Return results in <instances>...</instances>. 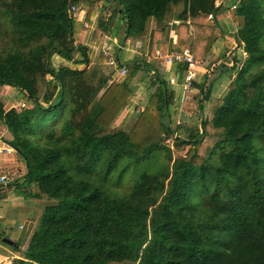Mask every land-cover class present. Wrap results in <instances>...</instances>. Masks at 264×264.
<instances>
[{
	"label": "trees",
	"instance_id": "trees-1",
	"mask_svg": "<svg viewBox=\"0 0 264 264\" xmlns=\"http://www.w3.org/2000/svg\"><path fill=\"white\" fill-rule=\"evenodd\" d=\"M82 1L0 0V87L17 88L32 104L19 110L0 99V123L11 133L2 138L19 155L7 186L53 200L27 248L5 243L0 228L10 264H264V0L229 8L235 46L196 84V129L173 126L176 93L159 72L134 124L114 127L133 94L137 62L99 81L88 68L54 67L55 53L89 64L74 37L71 6ZM103 1L121 11L134 37L152 18L166 32L181 5L176 51L191 34L198 60L228 34L217 0ZM224 75L231 85L206 114Z\"/></svg>",
	"mask_w": 264,
	"mask_h": 264
},
{
	"label": "crops",
	"instance_id": "crops-1",
	"mask_svg": "<svg viewBox=\"0 0 264 264\" xmlns=\"http://www.w3.org/2000/svg\"><path fill=\"white\" fill-rule=\"evenodd\" d=\"M217 2L223 5V10L218 13L216 18L227 30L228 34L218 37L206 59H203L205 61L199 60L197 79L194 87L190 91L185 92L183 87L185 68L183 71H180V63L172 64L171 66L167 63L169 55L177 52V25L180 23L178 14L182 10L181 5L172 7L166 19V23H168L166 32L161 29L162 27H159L156 19L152 18L146 31L142 35L134 37L126 34L125 23L120 10L117 9L114 11L112 8L107 7L108 4L106 6L103 0L97 1L93 5L88 1L86 9H83L78 18H75L74 37L77 43H82L86 47L89 64L74 63L58 53L53 54L52 63L57 69L61 66L78 69L88 68L90 78L99 81L106 76H112L110 77L111 79L119 75H125L121 73V69L123 67L126 68V73H128L134 69V66H136L135 62H137L138 65L136 67L138 69H136L132 82L133 94L126 108L121 113L119 120H117L119 125L122 123L125 125L130 122L133 115L136 116L143 111L151 94L155 90V86L153 84L151 85L148 79L150 76L157 77V72L167 79L169 87L174 89L176 93L174 103L170 108L172 118L175 115L184 117L185 113H189V109L199 106L200 88L196 84L204 80V75L208 72L209 65L214 60L225 57L232 50L225 52V48L228 47L227 40H230V43H234L233 35L237 31V23L229 10V8L236 6L237 1L217 0ZM188 36L186 46H190L192 38L191 34ZM111 58L117 61L116 65L110 64ZM147 65L150 67L146 68ZM172 78L175 79L174 82L171 81ZM48 80L52 85L57 84V81L52 76H48ZM227 89L223 90L221 95ZM185 94L188 95L187 99L183 98ZM196 101H198V104H195L197 103ZM0 126L2 130L0 140L3 139L2 136L11 137V133L2 123H0ZM2 141L3 144L10 145L8 142ZM13 159L16 161L19 159V156L17 159L15 157ZM0 174L5 175L6 173L0 172ZM1 191H4L6 194L0 199V210L11 205L14 201L12 196L19 199L22 198V203L26 201L22 195L14 190L8 189L6 185L0 188ZM18 204H21V201ZM0 217H2L1 213ZM29 236H32V231ZM2 247L0 244V249ZM0 254L1 264H10L13 258L12 253H8L6 250H0Z\"/></svg>",
	"mask_w": 264,
	"mask_h": 264
},
{
	"label": "rangeland",
	"instance_id": "rangeland-1",
	"mask_svg": "<svg viewBox=\"0 0 264 264\" xmlns=\"http://www.w3.org/2000/svg\"><path fill=\"white\" fill-rule=\"evenodd\" d=\"M87 3L88 1L86 0L76 3L77 7L78 8L80 7V8L77 11H72L75 18H78L79 14L83 11V9H86ZM234 44L235 43H230V40H227L228 47L225 48V52L227 50L229 51L233 49V47L235 46ZM238 50H239V56H242L244 54L243 49L239 48ZM203 59H200V60L205 61ZM148 80L150 81L151 85L153 84V86H155L157 82L156 76L154 77L150 76ZM230 85H231V78H229L226 75L222 76L220 79H218L214 83L212 99L205 101V104H204L205 105L204 112L206 114L210 112L213 102L222 94V91L229 88ZM0 99L4 100L7 108L16 106L20 110L24 108L25 106L31 107L32 105L31 102H27L26 97L17 88L12 87L10 85L0 87ZM192 102H193V99H192ZM196 102L197 103L195 104H198V101ZM201 113L202 111L200 107L195 106L192 109H189V113L188 114L185 113L184 117H179L178 115H175L173 116V120H174L173 126L174 127L183 126L184 128L186 127V128L196 129L200 126ZM135 120H136V116L133 115L130 122L126 123L125 125L123 123L119 125L117 121L114 124V127L116 126V128L129 129L134 124ZM0 135H2L1 126H0ZM2 140H0V149L7 146L6 144H3ZM169 141L170 143L172 142L171 137L169 138ZM13 152L12 151L11 152L0 151V172L6 173L5 175H7L9 178H11V175L18 168V166H16V161H18L17 158L19 155L16 152L15 153ZM14 157L15 159H17L16 161L13 159ZM5 194L6 193L4 191H1L0 199H2ZM12 197L14 201L11 203V205L0 210V213L2 215V217H0L2 219V222L0 223V228L5 230L6 232L5 237H9L15 241H19L20 244L22 245V249H25L27 248L30 238H31V236L29 235L31 234V231H32V234L34 233L40 221L44 208L47 205L51 204L53 200H49L46 197L44 198H25L23 196L26 201L25 203H22V198L19 199V198H16L15 196H12ZM19 201H21V204H18ZM2 246H3L2 249H0L1 251L6 250V252L13 254V250L11 249V247L6 246V245H2ZM116 264H130V263H116Z\"/></svg>",
	"mask_w": 264,
	"mask_h": 264
},
{
	"label": "built area",
	"instance_id": "built-area-1",
	"mask_svg": "<svg viewBox=\"0 0 264 264\" xmlns=\"http://www.w3.org/2000/svg\"><path fill=\"white\" fill-rule=\"evenodd\" d=\"M71 10L77 11L79 10V8L77 7V5L74 4L71 6ZM167 63L170 66L172 64H177V63L183 64L185 66L183 87L185 92L190 91L194 87L195 81L197 79V67L199 65V60L195 56L191 47L186 46L181 51L171 53L167 59ZM110 64L116 65L117 61L111 58ZM126 72H127L126 68L123 67L121 69V73L126 74ZM171 81L174 82L175 79L172 78ZM183 98L187 99L188 95L185 94ZM7 146L0 149V151L11 152L14 150L11 145H7ZM9 182H10V178L7 175L0 174V184L8 185Z\"/></svg>",
	"mask_w": 264,
	"mask_h": 264
},
{
	"label": "water",
	"instance_id": "water-1",
	"mask_svg": "<svg viewBox=\"0 0 264 264\" xmlns=\"http://www.w3.org/2000/svg\"><path fill=\"white\" fill-rule=\"evenodd\" d=\"M3 241L9 245H15L16 244V242L9 237H3Z\"/></svg>",
	"mask_w": 264,
	"mask_h": 264
}]
</instances>
